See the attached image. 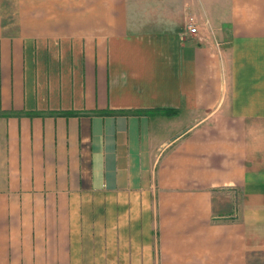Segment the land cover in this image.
Wrapping results in <instances>:
<instances>
[{
    "label": "crops",
    "instance_id": "0c3cea01",
    "mask_svg": "<svg viewBox=\"0 0 264 264\" xmlns=\"http://www.w3.org/2000/svg\"><path fill=\"white\" fill-rule=\"evenodd\" d=\"M0 264H264V0H0Z\"/></svg>",
    "mask_w": 264,
    "mask_h": 264
},
{
    "label": "built area",
    "instance_id": "2783aa9c",
    "mask_svg": "<svg viewBox=\"0 0 264 264\" xmlns=\"http://www.w3.org/2000/svg\"><path fill=\"white\" fill-rule=\"evenodd\" d=\"M185 26L188 33L194 34L196 32V25L192 16L187 17Z\"/></svg>",
    "mask_w": 264,
    "mask_h": 264
}]
</instances>
